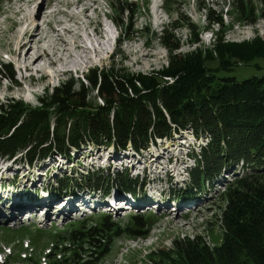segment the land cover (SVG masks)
Masks as SVG:
<instances>
[{
    "label": "rangeland",
    "instance_id": "374dc122",
    "mask_svg": "<svg viewBox=\"0 0 264 264\" xmlns=\"http://www.w3.org/2000/svg\"><path fill=\"white\" fill-rule=\"evenodd\" d=\"M126 4H131L129 11H134V15L127 21L133 32L129 34L128 40L124 38L127 26L120 25L118 28L112 23L114 20L119 24L121 17L118 8H123ZM230 4L229 0H0V106L6 107L13 100L34 108L39 105V98H43L45 93L51 95V90L67 79L75 82L74 89L77 91L78 81L83 82L88 70L97 68L98 73L105 70L109 74L112 72V63L115 64V70L119 68L124 71V76L128 72L148 74L163 71L167 67L169 52L158 40L160 25L168 20L172 22L176 17L188 18L199 32L208 26L205 15H210L212 19H222L224 25L223 29L215 25L213 30L198 34L200 43L195 45L189 42V31L181 26L173 32L175 38L179 39L180 49L177 53L180 54L200 49L212 51L216 57L214 49L220 44H250L257 38L264 40V19L258 15L252 24L234 23V12H231ZM32 14L36 19L33 21L34 25L39 26L38 36L32 47L35 51L45 50L49 54L48 60L40 61L33 68L42 69V72L28 70V61L34 56L29 53L24 60L18 51V44L23 39L29 40L23 38L25 32L29 35L33 33L34 25L30 24ZM178 23L182 25L181 22ZM95 24L100 35H96L94 45L88 33L96 27ZM106 31H110V34L116 35L121 41L123 39L120 47L117 46L115 50L111 47L113 43L106 41L109 40ZM59 39L64 43L59 42ZM98 46L103 48L102 52H98ZM8 64L12 66L15 75L12 80L2 70L3 65ZM17 65L25 70L27 68L26 71L31 76L29 80L23 81L20 78L16 71ZM206 65L209 68L217 67L216 61L207 62ZM263 73L264 57L248 64L239 62L231 72L220 73V76L234 77L241 82ZM89 75L90 73L88 77ZM167 80L169 81L168 78ZM83 83L86 92H89L87 102L100 104L101 101L96 98V88L93 89L87 82ZM26 89L32 91L28 93ZM160 109L164 111L162 106ZM113 117L111 113L110 123ZM23 119H20L19 125ZM52 133L50 132L49 141L53 140ZM191 133L192 130L187 128L170 138L155 139L144 152H136L132 147H127L125 151L105 147L108 151H104V148L98 150L101 147L95 148L97 146L87 144L91 146L87 151L84 150L85 147L71 148L67 155L54 154L31 164L21 160V154L0 157V209H14L21 205L27 206L31 213L34 212L30 213L29 220L20 214V222L0 224V254L6 257L1 264H153L152 253L155 250L170 251L175 239L201 236L211 248L220 244L222 231L218 219L223 205L220 194L223 192L225 179L216 177L212 183L200 184L193 193L183 192L190 182L189 171L196 166V161L193 162L191 157H198L210 143L207 137L196 139ZM157 150L166 151L160 154ZM110 154L112 160L107 161ZM84 155L90 157H83ZM152 157H155V161ZM164 159L168 163L162 167ZM13 163L14 166H10ZM142 167L145 169H141ZM246 170H249L248 167ZM89 172H98L108 186L100 184L99 189L91 191L89 182L83 178ZM166 172H169L172 180L162 177L156 180V184L153 182ZM119 174L138 182L137 188H141L136 192L137 200L143 199V205H136L133 210L128 207L119 209L118 212L112 211L109 215L104 214L100 206L95 204L94 207L86 208L82 215H70L68 211L53 216L51 213L45 221H39L41 212L30 204H40L45 209L42 200H46V203L52 201L51 208L55 213L59 208L56 205L63 202L57 199L60 194H72L74 201H80L81 193L101 195L103 200H107L114 193H126L119 192V187L116 190L115 187L113 190L110 188L111 181H115V176ZM230 174L228 178L231 179ZM80 180L84 185H77ZM165 187L162 201L151 195L159 193L160 188ZM153 200L166 203L162 206L170 211L155 209ZM119 201L122 200L118 199ZM187 202L189 206L184 207ZM106 214L112 220L110 222L119 225L122 230L130 224L131 217H140L145 226L142 229L146 233L145 238L126 235L118 237L116 232H105L96 237V245L99 247L93 248L67 237V233L72 231L100 225V218ZM106 245H109V252L104 257L92 252L102 253Z\"/></svg>",
    "mask_w": 264,
    "mask_h": 264
},
{
    "label": "trees",
    "instance_id": "16d2710c",
    "mask_svg": "<svg viewBox=\"0 0 264 264\" xmlns=\"http://www.w3.org/2000/svg\"><path fill=\"white\" fill-rule=\"evenodd\" d=\"M229 1L234 23L252 24L258 15L264 19V0ZM130 7L131 4L119 7V24L112 21L118 28L127 26V40L133 33L127 25L134 15ZM205 19L208 26L201 32L186 17H176L163 27L158 40L169 52V59L161 72H128L124 76L122 69H114V63L110 67L114 74L105 70L98 73L97 68L88 70L83 82L96 88L100 104L87 102L89 92L82 81H78L75 91V82L67 79L53 88L51 95L45 93L39 98V105L34 108L13 100L6 107L0 106V157L21 154V160L31 164L50 155H67L71 148L83 149L87 144L120 151L132 147L144 152L155 139L170 138L190 128L196 139L207 137L210 143L198 157H192L196 166L189 171L190 182L183 189L184 194L193 193L200 184L212 183L232 168L239 171L220 194L221 243L211 248L201 236L175 239L170 251L152 253L153 264H264V73L241 82L220 76L231 72L239 62L248 64L264 57V40L220 44L214 49L216 57L212 51L200 49L177 53L180 44L173 32L181 26L189 31L193 45L200 43L198 34L213 30L215 25L224 27L220 18L205 15ZM121 42L123 39L118 40V47ZM212 61H216V68L207 67V62ZM2 70L10 80L14 78L10 64L3 65ZM21 118L24 119L19 125ZM47 143L49 146H42ZM247 167L249 170L245 171ZM83 178L91 191L99 189L100 184L108 186L98 172H89ZM77 185H84L83 181ZM111 185V190L119 187V192L132 195L141 188L124 174L116 175ZM110 221L109 216H103L100 225L72 231L67 237L98 248L96 237L105 232L138 239L146 236L140 217H131L124 230ZM103 250L92 252L104 257L109 245Z\"/></svg>",
    "mask_w": 264,
    "mask_h": 264
},
{
    "label": "bare ground",
    "instance_id": "6f19581e",
    "mask_svg": "<svg viewBox=\"0 0 264 264\" xmlns=\"http://www.w3.org/2000/svg\"><path fill=\"white\" fill-rule=\"evenodd\" d=\"M38 15H39V12L36 14V18L38 17ZM32 17L33 18H31V21H30V24H32V26L34 25V22L33 21H35L36 19L34 18V16H33V14H32ZM33 22V23H32ZM33 28H34V30H32V32L33 33H31L30 35L29 34H27L26 32H25V34L23 35V38H29V40L28 41H26V40H24L23 39V41L22 42H20L19 44H18V51H20V55L22 54V57H23V59L24 60H26V57L28 56V54L29 53H31L32 54V56H34V58L31 60V61H28V64H27V68H28V70H32L33 68H34V66L36 65V64H38L40 61L42 62L43 60H48L49 59V54H47V51H40V49L38 50V51H35L34 49H33V47H32V43H33V41L36 39V37L38 36V34H37V31H38V29H39V26L38 25H34L33 26ZM59 42H63L64 43V41L63 40H61V39H59ZM83 42V41H82ZM83 46V45H82ZM24 48H25V50H24ZM117 48V47H116ZM85 49H86V47H85ZM98 52H102L103 51V48L102 47H100V46H98ZM23 50V51H22ZM95 52H97V51H95ZM50 59H51V56H50ZM25 62H27V61H25ZM53 62V61H52ZM53 64V63H52ZM55 65V64H54ZM25 67V68H26ZM27 68H26V70H27ZM32 71H36V72H38V71H41L42 72V69H39V68H36V69H33ZM67 71H70V69L69 70H66V73H67ZM65 72V71H64ZM27 91H28V93H30L31 91H32V89H26ZM93 148V147H92ZM88 149H91V146H88V147H85V149L84 150H88ZM98 150H102V148H98ZM104 151H108L107 149H104ZM166 150H164V151H159V150H157L156 152L157 153H162L163 154V152H165ZM111 152V151H110ZM132 152V151H131ZM73 153V152H72ZM120 155V154H119ZM153 156V155H152ZM54 157H57V156H54ZM83 157H90V155H84ZM125 157V156H124ZM128 157H130V156H128ZM153 158V160L155 161V157H152ZM110 160H112V156H111V154L109 155V157L107 158V161H110ZM56 161V160H55ZM95 161V160H94ZM51 162V161H50ZM163 162V166L162 167H164L165 165H167V163H168V160H163L162 161ZM162 162H160L161 164H162ZM47 163V162H46ZM141 163V162H140ZM50 164V163H49ZM142 164V163H141ZM94 165V164H93ZM120 165H122V164H119V166ZM10 166H14V163L13 164H10ZM58 167H60V164L58 165ZM6 167H4L3 169H5ZM141 169H145L144 167H142ZM0 170H2V169H0ZM6 170V169H5ZM4 170V171H5ZM147 170V169H146ZM168 173L169 172H166V173H164V174H162L161 176H159L158 178H156V179H158L159 180V178H161L162 179V177L163 178H166L167 180H168V177H169V179L171 178L169 175H168ZM243 173V172H242ZM25 175V174H24ZM152 175H154V172L152 173ZM25 178H26V175H25ZM175 179V178H174ZM171 180H172V178H171ZM154 183L156 182V181H153ZM176 182V181H175ZM183 182V181H182ZM186 182V181H185ZM156 184V183H155ZM161 185V184H160ZM154 186H156V185H154ZM209 188V187H208ZM164 190H166V187L164 188V189H162V188H160V192L159 193H155V194H153V193H151V195H153V196H156V197H158L159 199H161V201H162V199H164V197L162 196V193L163 192H165ZM80 192V191H79ZM3 194V193H2ZM71 194V193H70ZM102 194V193H101ZM109 194V193H108ZM65 195V196H64ZM64 195H59L58 197H57V199L59 198L60 199V201H63V202H61V204L60 205H56V207H58L59 206V208H57L56 209V211H55V213L54 212H52V210H53V208H51V202L49 203V202H47L46 203V200H42L45 204L43 205L44 207H45V209L44 208H41L42 206H40V204L38 205V204H34V203H30V204H33V206L34 207H36L37 209H39V213L41 212V219H40V221H45L46 220V217L47 216H50L51 215V213H52V216L54 215V214H56V213H62V212H70V215H72L73 213H76V215H82V213H83V210L85 211V209L86 208H90L91 206H93V205H95V204H98L100 207H102V208H107V209H110V210H117L118 208H117V199L118 198H121L124 202H126V204L127 205H129V206H131V208L132 209H135L136 208V205H138V206H141V205H143L142 204V202H136L135 200H134V198L131 196V195H119L118 193H114V195H112V196H109L108 198H107V200H103L99 195H94V194H89V193H85L84 195H83V193H81V195L80 196H82L79 200L80 201H74L73 200V195L71 194L70 196H68L69 194H67V196H66V194H64ZM44 196V195H43ZM84 196V197H83ZM46 197V196H45ZM105 197V196H104ZM150 197V196H149ZM78 198V197H77ZM200 200V199H199ZM6 201V200H5ZM9 201V200H8ZM167 201V200H166ZM189 201V200H188ZM197 201V200H196ZM120 202V201H119ZM160 201H158V200H153L152 201V204L153 205H155V209H158V208H162V209H166V211H170L168 208H164L162 205H164L165 206V204L166 203H164V202H160ZM91 203H93V204H91ZM162 203V204H161ZM188 203V202H187ZM16 204V203H15ZM27 204V203H26ZM173 204V203H172ZM191 204H194V203H191ZM23 205V204H22ZM28 205V204H27ZM152 205V206H153ZM168 205V204H167ZM179 205V204H178ZM1 206H2V204H1ZM66 206H67V208H66ZM90 206V207H89ZM97 206V205H96ZM145 206V205H144ZM183 206V205H182ZM189 206V205H188ZM187 206V207H188ZM191 206V205H190ZM94 207V206H93ZM143 207V206H142ZM170 207V206H169ZM3 208V207H2ZM5 208V207H4ZM144 208V207H143ZM142 208V209H143ZM141 209V210H142ZM145 209V208H144ZM176 209H177V207H176ZM30 213H31V211L27 208V206H21V205H18V206H16L14 209H8L7 210V208L6 209H0V217L2 218V220L3 221H5L7 224H10V223H14V222H17V221H19L20 222V220H19V217H21L22 215H23V217H25V218H27V219H30ZM115 213V212H114ZM20 214H22L21 216H19ZM31 214H34V212L33 213H31ZM38 214V213H37ZM59 215V214H58ZM73 215H75V214H73ZM60 218V217H59ZM23 219V218H22Z\"/></svg>",
    "mask_w": 264,
    "mask_h": 264
},
{
    "label": "clouds",
    "instance_id": "9594fccd",
    "mask_svg": "<svg viewBox=\"0 0 264 264\" xmlns=\"http://www.w3.org/2000/svg\"><path fill=\"white\" fill-rule=\"evenodd\" d=\"M170 23V21L168 20V22L167 23H165V24H161L160 26H161V29L159 30V35L158 36H160V34H161V31H162V29H163V27L164 26H166V25H168ZM95 26L96 27H93L92 29H90L91 30V33H88L90 36H91V40L94 38V37H96V35H100L99 34V31H98V27H97V24H95ZM89 30V29H88ZM210 30H206V31H204V32H209ZM203 32V33H204ZM106 34H107V37H108V39L109 40H107L106 39V41H112L110 38H112V39H115V41H114V43H113V41H112V48L115 50V48L118 46V40H119V37H117L116 35H113V34H110V31H106ZM96 42V39H93L92 40V44H94ZM95 45V44H94ZM75 70V69H74ZM77 73H79V72H77ZM82 74V73H81ZM31 77V76H30ZM191 160H192V157H191ZM152 264V263H151Z\"/></svg>",
    "mask_w": 264,
    "mask_h": 264
}]
</instances>
